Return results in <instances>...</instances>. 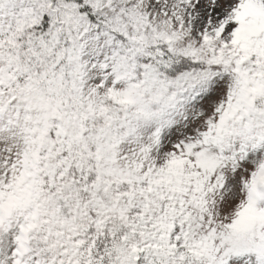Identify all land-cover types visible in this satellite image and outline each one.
<instances>
[{
  "label": "snow or ice",
  "instance_id": "6c2138e0",
  "mask_svg": "<svg viewBox=\"0 0 264 264\" xmlns=\"http://www.w3.org/2000/svg\"><path fill=\"white\" fill-rule=\"evenodd\" d=\"M0 264H264V0H0Z\"/></svg>",
  "mask_w": 264,
  "mask_h": 264
}]
</instances>
